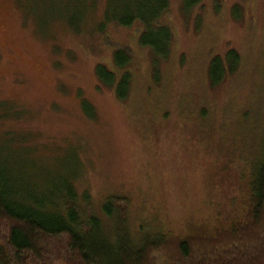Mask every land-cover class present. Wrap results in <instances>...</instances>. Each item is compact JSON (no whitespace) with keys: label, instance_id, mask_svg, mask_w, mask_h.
I'll list each match as a JSON object with an SVG mask.
<instances>
[{"label":"rangeland","instance_id":"obj_1","mask_svg":"<svg viewBox=\"0 0 264 264\" xmlns=\"http://www.w3.org/2000/svg\"><path fill=\"white\" fill-rule=\"evenodd\" d=\"M127 1L0 0V104L15 111L0 134L11 129L42 163L74 150L88 209L104 218L115 197L133 231L173 241L213 225L216 207H241L238 160L264 129V0H168L159 60L137 42L142 20L116 19ZM230 47L242 64L212 87L208 60ZM118 49L131 59L124 98L95 74Z\"/></svg>","mask_w":264,"mask_h":264},{"label":"trees","instance_id":"obj_2","mask_svg":"<svg viewBox=\"0 0 264 264\" xmlns=\"http://www.w3.org/2000/svg\"><path fill=\"white\" fill-rule=\"evenodd\" d=\"M198 1L183 0V6L188 9ZM168 7V0H130L115 17L125 25L143 21L137 42L149 46L155 60L166 55L173 36L164 22H155ZM115 60L112 67L98 63L95 74L101 84L115 87L117 96L124 98L130 80L126 64L131 59L118 49ZM240 64L242 56L235 48L211 55L206 70L210 86ZM152 70L157 73V66ZM14 112L11 104H0V119ZM255 135L257 152L248 162L238 160L241 207L220 212L218 206L213 225H196L195 233L172 241L166 232L142 223L133 231L115 197L103 201L104 218L88 209L87 194L79 193L74 182L78 164L74 150L42 163L11 129L4 130L0 134V264H264V129Z\"/></svg>","mask_w":264,"mask_h":264}]
</instances>
